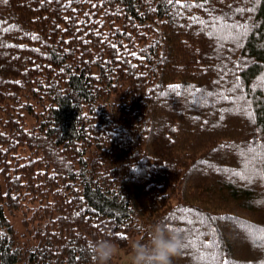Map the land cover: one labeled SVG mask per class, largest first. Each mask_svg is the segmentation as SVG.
<instances>
[{
    "label": "trees",
    "instance_id": "16d2710c",
    "mask_svg": "<svg viewBox=\"0 0 264 264\" xmlns=\"http://www.w3.org/2000/svg\"><path fill=\"white\" fill-rule=\"evenodd\" d=\"M263 197L264 0H0V264H264Z\"/></svg>",
    "mask_w": 264,
    "mask_h": 264
},
{
    "label": "clouds",
    "instance_id": "9594fccd",
    "mask_svg": "<svg viewBox=\"0 0 264 264\" xmlns=\"http://www.w3.org/2000/svg\"><path fill=\"white\" fill-rule=\"evenodd\" d=\"M147 231V239L130 240L129 264H171V257L181 243L179 234L163 220L148 225ZM92 250L98 264H108L118 246L112 239L99 237L93 241Z\"/></svg>",
    "mask_w": 264,
    "mask_h": 264
},
{
    "label": "rangeland",
    "instance_id": "374dc122",
    "mask_svg": "<svg viewBox=\"0 0 264 264\" xmlns=\"http://www.w3.org/2000/svg\"><path fill=\"white\" fill-rule=\"evenodd\" d=\"M260 200V199H258ZM260 202H262L264 204V197L260 200ZM13 224L15 225L16 229L20 232V233H27L26 231H24V227L20 221V216L18 214H14L10 216ZM230 232V231H229ZM139 239L138 236L134 235V234H129L128 235V239H129V246L126 249H120L118 248L117 253L113 256V263L114 264H129V256H130V240L131 239Z\"/></svg>",
    "mask_w": 264,
    "mask_h": 264
},
{
    "label": "snow or ice",
    "instance_id": "6c2138e0",
    "mask_svg": "<svg viewBox=\"0 0 264 264\" xmlns=\"http://www.w3.org/2000/svg\"><path fill=\"white\" fill-rule=\"evenodd\" d=\"M169 2L171 3V0H169ZM177 3H182L183 0H176ZM192 2H195V0H192ZM239 10V9H238ZM217 19H220L219 17H217ZM201 23H203V21H201ZM237 27H240V25H237ZM21 47H23V45H20ZM16 83H21V81H16ZM170 87H180V85H170ZM118 236H120L121 238H125V233H118Z\"/></svg>",
    "mask_w": 264,
    "mask_h": 264
}]
</instances>
